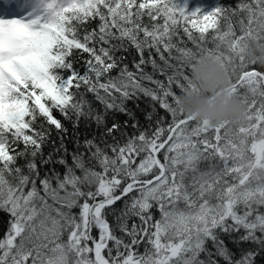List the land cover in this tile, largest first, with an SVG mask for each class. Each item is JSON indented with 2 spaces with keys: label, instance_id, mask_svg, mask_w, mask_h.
Masks as SVG:
<instances>
[{
  "label": "snow or ice",
  "instance_id": "6c2138e0",
  "mask_svg": "<svg viewBox=\"0 0 264 264\" xmlns=\"http://www.w3.org/2000/svg\"><path fill=\"white\" fill-rule=\"evenodd\" d=\"M253 42L264 0H0V264H264ZM205 61L242 122L179 107Z\"/></svg>",
  "mask_w": 264,
  "mask_h": 264
},
{
  "label": "clouds",
  "instance_id": "9594fccd",
  "mask_svg": "<svg viewBox=\"0 0 264 264\" xmlns=\"http://www.w3.org/2000/svg\"><path fill=\"white\" fill-rule=\"evenodd\" d=\"M248 52L264 63V48L253 42L248 46ZM192 80L200 91L179 97V107L187 115L200 121L207 120L212 126L225 121H231L233 125L243 121L245 108L238 99L227 93V77L220 64L211 61L197 64L192 72Z\"/></svg>",
  "mask_w": 264,
  "mask_h": 264
},
{
  "label": "trees",
  "instance_id": "16d2710c",
  "mask_svg": "<svg viewBox=\"0 0 264 264\" xmlns=\"http://www.w3.org/2000/svg\"><path fill=\"white\" fill-rule=\"evenodd\" d=\"M177 3H179L180 5H184L186 3L189 11H195L197 8H200L205 13H208L222 4H234L235 0H177ZM129 106L132 107L131 104ZM140 107L142 109L145 108V104L142 103ZM137 116L139 117L142 124L145 123L143 112L137 111ZM119 119L123 121L127 118L124 116H120ZM5 221L6 217L0 218V236H3L4 234V230L6 227Z\"/></svg>",
  "mask_w": 264,
  "mask_h": 264
}]
</instances>
